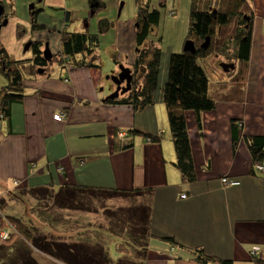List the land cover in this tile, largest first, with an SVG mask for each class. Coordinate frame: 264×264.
<instances>
[{
  "label": "crops",
  "instance_id": "crops-1",
  "mask_svg": "<svg viewBox=\"0 0 264 264\" xmlns=\"http://www.w3.org/2000/svg\"><path fill=\"white\" fill-rule=\"evenodd\" d=\"M34 1L7 2L25 8ZM167 1L159 0L160 6H167ZM249 2L255 17L250 62L239 80L244 101L236 94L238 100L202 113L201 127L194 112L186 113L197 176L194 183H185L174 166L176 153L163 102L164 85L153 105L142 110L106 103L116 91L110 77L120 66L132 68L135 63V30L131 45L126 44L128 38L119 39L109 69L53 66L46 74L29 76L24 82L25 99L12 106L9 120H0V188L8 192L40 187L57 191L63 186L152 190V195L138 200V205L151 207L152 237L145 264H199L193 253L198 249L234 264L264 260V169L256 168L258 164L264 168V156L260 163L254 162L247 142L252 137L264 138V0ZM136 3L138 6V0ZM173 3L171 16L179 13L180 0ZM43 7L36 17L41 20L38 32L42 35L50 28L45 21L51 17L49 12L56 16L60 11H75L70 0H43ZM49 33L47 41L58 51L60 34ZM216 61L214 57L201 64L212 81L210 91L225 94L234 76L223 77L218 71L222 62H217V69ZM162 63L168 72L169 59ZM109 83L114 88L105 93ZM5 84L4 79L0 81V87ZM58 113L66 115L64 121L54 120ZM130 131L140 135L133 137L132 146L123 148ZM224 178L240 184L224 186ZM85 222L82 216L75 219L79 228ZM164 238H173L176 245ZM254 248L259 249L255 258L251 254Z\"/></svg>",
  "mask_w": 264,
  "mask_h": 264
},
{
  "label": "trees",
  "instance_id": "trees-1",
  "mask_svg": "<svg viewBox=\"0 0 264 264\" xmlns=\"http://www.w3.org/2000/svg\"><path fill=\"white\" fill-rule=\"evenodd\" d=\"M249 1L191 0L189 33L186 42H194L196 54L183 51L172 53L169 57L167 81L163 87V102L167 109L171 138L176 153L174 166L185 183H194L197 179L186 113L194 112L198 125L201 127L202 113L214 111L218 104L238 100L236 98L239 95L241 99L244 95L239 80H243L250 62L255 17ZM90 3L93 13L103 7V4L96 0H90ZM37 15L38 13L34 14V20L38 17ZM66 18V21L70 20L69 12L66 13ZM160 20L161 13L159 10L152 9L151 0H138L132 87L126 93L128 96L122 98L120 96L114 100L107 99L106 103L131 105L136 110H142L155 102L163 53L160 48L149 41V36L154 26L159 25ZM113 26L110 20L101 19L98 22V34H90L87 31L68 32V30L59 33V59L54 61L56 66L100 69L102 66L98 52L99 37L109 32ZM208 38V47L202 48L201 45ZM41 47V43L32 47L33 65L31 60H15L8 55L5 49L0 50V72L8 81V85L0 88V120H9L12 106L25 99L24 82L29 76H37L38 71L36 75L26 72L28 65L37 69L46 67L44 74L49 72L50 68L42 57ZM214 57H227L239 65L237 76L240 75L241 78L238 80L234 78L231 88L225 94L210 91V82L201 64L202 61ZM236 94H239L238 97ZM243 101L242 98L241 102ZM136 135H140V132L130 131L123 148L132 146L133 137ZM151 140L154 139L151 138ZM247 142L254 162L260 163L264 156V138L252 137L248 138ZM14 185L19 184L15 182ZM16 192L18 196L24 194L46 202L49 200L52 202V207L56 206L72 212L73 210H90V205L85 203L88 200L84 199L86 197L97 198L100 195L105 199L129 201L133 198L140 199L145 195H152V190H103L79 186H63L57 191L48 187L17 188L8 194L11 196ZM150 215L151 207L143 204L131 207V210L110 212V218L114 222L108 229L101 232L119 240L117 243L114 242L119 254L116 260L110 257L107 250V238L101 236L100 232L89 233V235L81 234L71 242L65 239L57 241L49 232L45 236L35 234L36 230L29 227L23 219L21 221L15 217L6 218L0 214V263L38 264L32 258L33 250L28 247L30 244L38 252L37 257L49 258L55 264H145L152 237ZM164 240L172 246L176 245L173 238H164ZM10 250L14 257L11 256ZM193 253L199 264L210 262L234 264L230 260L209 257L201 249ZM254 260L256 264H264L262 259L255 258Z\"/></svg>",
  "mask_w": 264,
  "mask_h": 264
},
{
  "label": "rangeland",
  "instance_id": "rangeland-1",
  "mask_svg": "<svg viewBox=\"0 0 264 264\" xmlns=\"http://www.w3.org/2000/svg\"><path fill=\"white\" fill-rule=\"evenodd\" d=\"M101 1L104 6L100 9L97 8L98 10H95L96 13L94 16H92L91 13L92 8L90 0H70V5L72 7L71 9H75L74 12L60 11L56 13V16H54L55 13L49 12V15L53 17V19L51 17L45 19V21L48 22L47 24H49L50 28H47V31L44 30V35L38 32L42 30V26H40L38 23V21L41 20H38V18H35L34 20V15L32 14V9L30 6L31 3L30 5L27 4L25 8H23L20 4L15 5L17 10L16 13L14 5L10 6L7 15L9 17L8 19H10L9 21H12V23L11 25L5 26L1 31L0 50L5 49L8 55H10L15 60L30 61L33 57L32 50L26 53L24 52V47L30 42V40L33 41L36 40V38L41 39L42 37H44L45 40H49V31L52 32V34L56 33L58 35L59 33L66 30H68V32L83 33L87 31L90 34H98L99 20L108 19L113 22L114 26L109 32L99 37L100 48L98 52L101 66L109 69L114 65L112 53L117 49L116 45L119 39L126 37L128 38L126 44L131 45L132 43L134 32L136 30L135 27L138 6L136 3L137 0ZM173 4V0H168L167 6L161 7L159 0H153L151 5L153 6L152 9H157L160 11L161 20L158 26H154L153 32L149 36V41L152 42L154 46L162 50V60L164 63L167 62L172 53H182L184 51L186 38L189 33L191 0H180L179 13H176L175 16L170 15L171 10L173 9ZM38 6L39 9L43 8L44 10L43 3H40ZM176 8H178V6H176ZM66 12H69L71 16L69 21H66ZM37 16H41V14H38ZM34 21H36L35 24ZM52 43L53 42L50 41L51 46ZM58 45L59 41H57V46ZM118 52L120 56L123 55L119 50ZM132 53L133 50L130 51V54ZM218 61L227 64H236V70H234V72H232V70L229 72H224V70L220 67V70L218 71H221V75L223 77L229 78L228 76H234L236 80L241 78L240 75L237 76L239 65H237L235 61L233 62L232 59H228L227 57L217 58L216 63H214L215 68L217 69ZM131 69L133 70V67ZM206 69L208 72V67ZM37 71V68H32L30 65H28L26 70L28 74H37ZM167 75L168 72H166L162 63L160 68L158 91L160 90V86L163 87L162 85H165L167 81ZM3 79L6 82L5 86L8 85L7 79L0 72V81ZM209 82L211 90L212 81L209 79ZM140 87L141 84L139 85V88ZM111 88H114V85L112 83L107 84L104 88L105 93H110ZM125 96L128 95L124 94L121 96V98ZM9 188L12 189L13 187L10 185ZM16 194L17 192L12 193L11 196L13 197H11L9 196L6 188H0L1 215L6 218L15 217L21 221L23 219V221L29 227H31L33 230H36L35 234L45 236V234L49 232L50 235L54 236L57 241L65 239L68 242H71L76 237H80L81 234L89 235V233L97 234L100 232L101 236H104L105 238L108 237V253L111 258L116 260L119 254L116 251L115 243L119 242V240L116 237L114 238L113 236L106 235L101 231L108 229L111 223L114 222L112 221L113 219L110 218L111 211L118 212L124 209L131 210V207H135L136 205L138 206L139 200V198H133V200L129 201L108 198L105 199L100 195L97 196V198L86 197L84 199L88 200H86L85 203L90 205V210H73L72 212L69 210L60 209L56 206L52 207V202L49 200L46 202L31 198L30 196L24 194L21 196ZM80 216H82L84 221L87 220V222H85L86 224H82V228L77 226L78 223L75 224V219L80 218ZM28 247L33 250L32 258L36 260L38 264H55L54 262L50 261L49 258L37 257L38 252L34 250L30 244H28ZM11 252L12 251L10 250V254L12 256L13 253ZM15 257H17V255ZM14 261L16 260L14 259Z\"/></svg>",
  "mask_w": 264,
  "mask_h": 264
},
{
  "label": "water",
  "instance_id": "water-1",
  "mask_svg": "<svg viewBox=\"0 0 264 264\" xmlns=\"http://www.w3.org/2000/svg\"><path fill=\"white\" fill-rule=\"evenodd\" d=\"M31 9L32 10L34 9L33 5H31ZM4 11H5V7L3 6L2 3H0V18ZM8 22H9L8 20H5V22L2 25L0 24V34H1L3 27L8 25ZM31 45H32L31 42L26 44V46L24 47L25 53L30 50ZM208 45H209V38L206 40L205 43L201 45V47L207 48ZM184 51L196 54V47H195L194 42L187 41L184 46ZM44 55L46 56L47 61H50V59L52 58V53H51V50L48 48V45L47 47H45ZM220 67L224 70V72H229L231 70L234 71L236 68L235 64L233 63L232 64L222 63ZM44 72H45V69L43 68L38 70V73L40 75L44 74ZM110 80L116 86V91L112 95H110L107 99L114 100V99L119 98L120 95H124L131 90L132 80H133L132 71L129 68L120 66L119 73L112 75L110 77Z\"/></svg>",
  "mask_w": 264,
  "mask_h": 264
},
{
  "label": "flooded vegetation",
  "instance_id": "flooded-vegetation-1",
  "mask_svg": "<svg viewBox=\"0 0 264 264\" xmlns=\"http://www.w3.org/2000/svg\"><path fill=\"white\" fill-rule=\"evenodd\" d=\"M8 0H0V3H2L3 4V6L5 7V9H6V11H8L9 9H10V4L7 2ZM42 4L43 3V0H35L33 3H31V5H33L34 6V9L32 10V14L34 15V14H36V13H38V14H40V13H42V11H43V9L42 8H40L39 9V4ZM30 5V6H31ZM9 17L8 16H2L1 18H0V24L2 25L4 22H5V20H8L9 21V19H8ZM8 24H9V22H8ZM8 26V25H7ZM4 28V27H3ZM30 42H31V48H30V50H32V47H33V45H35V44H39V43H41L42 44V47H41V52H42V57H44V60L45 61H47L46 60V56L44 55V51H45V47H47V45H48V48L51 50V53H52V58L50 59V61H47L46 63L49 65V68L51 69L53 66H56V63L54 62V61H58V52H59V50L58 51H56L51 45H50V42L49 41H47V40H33V41H31L30 40ZM29 50V51H30ZM33 60H34V57H32V60L30 61L31 62V64L33 65L34 63H33ZM43 69H45L46 70V67H44ZM131 71H132V73H133V70L131 69V68H129ZM39 70V69H38Z\"/></svg>",
  "mask_w": 264,
  "mask_h": 264
},
{
  "label": "built area",
  "instance_id": "built-area-1",
  "mask_svg": "<svg viewBox=\"0 0 264 264\" xmlns=\"http://www.w3.org/2000/svg\"><path fill=\"white\" fill-rule=\"evenodd\" d=\"M1 116V115H0ZM66 118V115L63 114V113H58L56 115H54V120L57 121V122H62L64 121ZM259 171H262L264 168L261 164H258L257 167H256ZM222 181V184L224 186H239V182L237 181H234V180H230V179H227V178H224L221 180ZM182 198H186L185 195L182 196ZM259 253V249L258 248H254L253 251H252V257H255L257 256Z\"/></svg>",
  "mask_w": 264,
  "mask_h": 264
},
{
  "label": "bare ground",
  "instance_id": "bare-ground-1",
  "mask_svg": "<svg viewBox=\"0 0 264 264\" xmlns=\"http://www.w3.org/2000/svg\"><path fill=\"white\" fill-rule=\"evenodd\" d=\"M7 12H8V11H6V9H5V11L3 12L2 16H8V15H7ZM2 16H1V17H2Z\"/></svg>",
  "mask_w": 264,
  "mask_h": 264
}]
</instances>
